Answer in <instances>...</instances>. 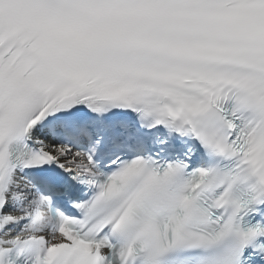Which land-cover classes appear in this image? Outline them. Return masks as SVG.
I'll return each mask as SVG.
<instances>
[{"label": "snow or ice", "instance_id": "6c2138e0", "mask_svg": "<svg viewBox=\"0 0 264 264\" xmlns=\"http://www.w3.org/2000/svg\"><path fill=\"white\" fill-rule=\"evenodd\" d=\"M0 264H264V0H0Z\"/></svg>", "mask_w": 264, "mask_h": 264}]
</instances>
